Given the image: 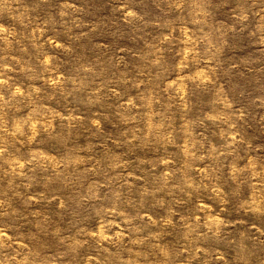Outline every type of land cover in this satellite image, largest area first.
Masks as SVG:
<instances>
[{
  "label": "rangeland",
  "instance_id": "374dc122",
  "mask_svg": "<svg viewBox=\"0 0 264 264\" xmlns=\"http://www.w3.org/2000/svg\"><path fill=\"white\" fill-rule=\"evenodd\" d=\"M0 264H264V0H0Z\"/></svg>",
  "mask_w": 264,
  "mask_h": 264
}]
</instances>
